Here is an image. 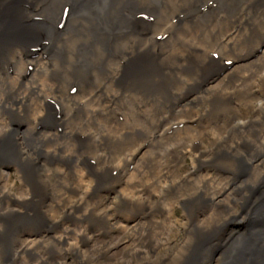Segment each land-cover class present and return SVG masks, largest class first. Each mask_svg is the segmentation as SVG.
<instances>
[{"label":"bare ground","instance_id":"6f19581e","mask_svg":"<svg viewBox=\"0 0 264 264\" xmlns=\"http://www.w3.org/2000/svg\"><path fill=\"white\" fill-rule=\"evenodd\" d=\"M263 50L264 0H0V264H20L18 258L35 252L24 242L17 243L16 260L3 250L19 227L28 230L31 246L44 242L34 248L42 256L35 264H69L66 257L118 264L124 252L114 242L116 226L130 219L139 222L124 232L131 255L150 256V239L167 230L166 221L155 219L164 213L163 199L179 201L191 179L174 181L191 151L196 171L209 176L181 200L189 235L167 247L173 251L167 264H264V164L253 166L264 153V105L257 121L235 107L264 100ZM251 60L256 66L245 77L229 69ZM259 74L256 90L249 80ZM181 119L216 123L229 140L207 161L186 138L167 146L162 136ZM130 161L136 172L127 173L128 181L121 166ZM10 165L26 193L11 204L2 173ZM243 165L250 173H241ZM209 177L226 184L214 190ZM145 187L157 189L158 202L142 199ZM233 191L252 202L209 225L219 229L214 235L229 230L214 257L213 248L202 251L206 224ZM101 194H113L115 206L97 216L92 208L78 212ZM236 222L244 229L228 227Z\"/></svg>","mask_w":264,"mask_h":264},{"label":"rangeland","instance_id":"374dc122","mask_svg":"<svg viewBox=\"0 0 264 264\" xmlns=\"http://www.w3.org/2000/svg\"><path fill=\"white\" fill-rule=\"evenodd\" d=\"M226 50L228 51V47H225ZM264 51V50H263ZM229 53H231V51L229 50ZM263 54V52H259L258 55ZM262 54L260 56H262ZM257 55V57H258ZM259 56V57H260ZM256 60V59H255ZM255 60H251L248 64H241V65H232L230 66L229 69H232V72H238L237 76H241V77H245L248 74V68H250V66H256L255 65ZM230 60H227V62ZM257 76L259 75H254L249 81V85H253L252 87L254 89L257 90L258 88V83H257ZM219 81V80H217ZM213 82L211 83L215 85V83L217 82ZM223 81V80H221ZM220 83V82H217ZM264 105V100H262V102L260 103V101L258 100H252V101H248V102H242L239 104H236L235 107H237L236 109H240L242 113H245V120H252V121H257L260 118V105ZM196 114L197 111L195 112V114L193 115V117L197 116ZM227 119V118H226ZM224 119V120H226ZM228 120V119H227ZM181 122L179 123V121H175L176 123H179V125L175 126L173 125V127L170 130H180L181 132L179 133H171L170 130L167 131L166 135L162 136L163 138H166L165 141L166 145L169 146L171 144H173L174 142H180L182 140H185L184 138L187 139L188 144H193L194 146H200L199 150L200 152H196L193 151V153L197 154L198 156H200V159H203L205 161H207L208 159H211L214 154L217 152V150L221 147H224V145L226 144L224 142V140H229L228 137V133H226L227 129H221L222 126H219L216 123H208V124H204V126L201 125H196L193 124V122L189 119H181ZM174 123V122H172ZM171 123V125H172ZM174 123V124H176ZM204 123V122H203ZM225 123V121H224ZM223 124V123H221ZM230 125V124H229ZM2 126L0 125V135L1 133H3L2 130ZM184 128V129H183ZM226 133V134H225ZM173 134V135H172ZM184 136V137H183ZM228 138V139H227ZM253 144L254 142L251 141ZM259 141L256 140V144L258 145ZM140 144V143H139ZM133 148V147H132ZM134 149V148H133ZM147 148L143 149V155H145L144 157H146L149 154V150H146ZM129 151V150H128ZM126 152V151H125ZM161 152H163V150H161ZM194 154V155H195ZM142 155V154H141ZM141 155L137 156L140 160H141ZM142 157V158H144ZM246 159H248V157H246ZM258 161V162H257ZM257 161L254 163L253 166H257V168L259 169L261 166H263L262 164H264V153L262 155V157H260L259 159H257ZM136 161H130V166H121L122 168V174L123 177L125 179H129L127 177L128 176H132L127 174L129 173H135L132 166L136 165L135 163ZM196 162L194 161V157L192 156V151L189 152L188 154H186L181 160H180V173L178 174L177 180H174V177H171L172 179L170 180H174L176 183H180L181 181H184L185 178L189 177L191 179H188L189 182L183 186L181 188L180 191L181 192V196L178 195L179 201L177 200H172L171 199V195L169 196V201L167 202L168 199H163L165 200V202L167 203L165 206V208L163 209L164 213L162 215V217H155V219L157 221H166V226H167V230L163 232L162 235H157L158 239L151 238L150 240L152 241V246L151 248L149 247V249H151V253L149 254L150 256L147 257L146 253H139L137 256H133L131 255V251L133 252L134 246L133 244L129 243V240H124L123 237L125 236L124 232H129L131 233L132 230L136 228V226H138V221L135 219H130L129 221H126L125 223H120L118 226H116V230L118 231L119 235L117 236V238L115 239V243H120V246L123 249L124 254L118 258V264H143L145 262L150 263L151 261L156 263V264H167L170 259L171 256L173 255V251L172 250H168L167 247L170 248L172 241H174L173 243H175V241H179V243H183V241H185L189 235V232L187 231V223H186V208H184V205L181 203L182 199H186L188 196L193 195V193H197L198 191H200L202 189V185L203 184L202 181H204L208 175H204V173H200L198 171H196V166H195ZM140 165V164H139ZM238 169L240 171V166H237ZM142 169V168H141ZM146 169V167H145ZM214 170V168H213ZM234 170V171H236ZM251 170L250 167L243 165L241 166V173H247ZM220 174L224 173V171H218ZM3 176L5 177L6 181L3 182L4 184L6 183V187L7 190L13 194V198L9 199L8 202H10V204L12 203V200H17V201H22L26 198V193H25V188H21L19 186V178H20V173L18 172V170L16 169V166L10 165L7 166L5 170H3ZM250 173V172H249ZM144 174V173H143ZM247 176V174H246ZM220 179V178H219ZM209 184L212 185L214 187V190H220L221 188H223V186H225V178H221V180H217L214 179L213 177H209ZM126 181V180H124ZM129 181V180H128ZM186 181V180H185ZM131 183H135L137 182V179H134L133 181H130ZM140 185V184H138ZM183 185V184H182ZM181 185V186H182ZM20 187V188H19ZM4 189H2L3 191ZM140 190H145V196H142V199L144 200V198L147 200H151V201H157L160 199L159 198V192L157 191L156 188H143ZM1 191V189H0ZM6 191V190H5ZM140 193V192H138ZM144 193V191H143ZM105 194V193H103ZM209 194H212V191L209 192ZM175 195V193L173 194V196ZM249 194H246L245 192H241V193H237L235 191L231 192L230 196H228L226 199H224L223 196V203H225L226 208L222 211V213L215 215L214 220H208L207 222V231L208 232V236L209 234H211L209 237L207 236V243L204 247L202 248V251H205L206 249H209V251L213 248L214 249V257H216L218 254H220V252L222 251V247H223V242L224 239L227 237V232L229 231L228 229L226 231H221L218 237L217 235H214L213 232L216 230L218 232L219 229H213L212 231V227L209 225H212V222L216 221V220H224L229 218L231 215H238V214H242L243 211H247L248 206L251 204L252 201L247 200V198L245 196H248ZM129 196V195H128ZM140 196V197H141ZM130 198H132V195L129 196ZM216 198V197H215ZM115 201V199H113V194H109L107 196L104 195H99L96 198H92V199H88L86 202L82 203V206L84 207L82 210L78 211V212H84L87 211V208H92L93 214L94 215H98L101 214L103 212H101L104 207L107 204H112L113 206H115V204H113ZM146 203H148L146 201ZM51 205L57 207V205L53 202L51 203ZM15 206L14 208L19 207V204L13 205ZM55 211V210H54ZM50 211L51 213V218L53 217H57V215L59 214L60 210L56 209V211ZM212 212V210H208L206 216H208L210 213ZM48 216V217H50ZM206 216L204 217H200V220H203ZM235 217V216H234ZM155 220V221H156ZM214 224V223H213ZM217 225L221 224V221L219 223L216 222ZM245 224L244 223H230L228 225V227L230 229H239L242 230L244 229ZM210 228V229H209ZM28 230L27 229H21L20 227L15 231V233H12L11 237H9L6 241H10V243L8 244V249H4L3 250L5 252H7L8 257L13 256L14 259L16 260L17 257H15V253H17V243L18 242H24L27 243L26 247H30L31 249H33V254H30V257H21L18 258L17 260H19L18 262L21 264H35L36 262H40V258H42L40 252L37 253V250H35L34 248L35 246H31L29 240H27L26 238L29 237L27 236ZM15 234H19L18 236H15ZM26 234V235H25ZM22 236V237H21ZM205 241V242H206ZM44 242L42 241V243L40 245H38L39 249H42L41 246H43ZM225 246V245H224ZM147 247V245L145 246V248ZM201 250V249H200ZM29 251V250H28ZM201 251V252H202ZM79 252H81V255H85L86 253H84V250H80ZM199 252V251H198ZM66 262L69 264H75L78 263L77 260L78 258H70V257H66Z\"/></svg>","mask_w":264,"mask_h":264},{"label":"snow or ice","instance_id":"6c2138e0","mask_svg":"<svg viewBox=\"0 0 264 264\" xmlns=\"http://www.w3.org/2000/svg\"><path fill=\"white\" fill-rule=\"evenodd\" d=\"M230 63V62H229Z\"/></svg>","mask_w":264,"mask_h":264}]
</instances>
